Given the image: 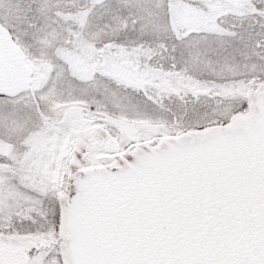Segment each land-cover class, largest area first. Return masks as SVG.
<instances>
[{
  "label": "snow or ice",
  "instance_id": "obj_1",
  "mask_svg": "<svg viewBox=\"0 0 264 264\" xmlns=\"http://www.w3.org/2000/svg\"><path fill=\"white\" fill-rule=\"evenodd\" d=\"M0 264H264V0H0Z\"/></svg>",
  "mask_w": 264,
  "mask_h": 264
}]
</instances>
